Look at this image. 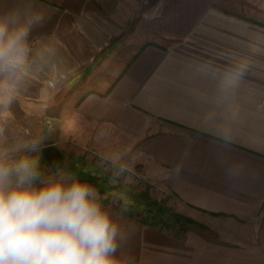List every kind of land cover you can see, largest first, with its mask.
Segmentation results:
<instances>
[{
    "label": "crops",
    "instance_id": "0c3cea01",
    "mask_svg": "<svg viewBox=\"0 0 264 264\" xmlns=\"http://www.w3.org/2000/svg\"><path fill=\"white\" fill-rule=\"evenodd\" d=\"M223 4L0 0V14L30 5L45 17L29 36L44 71L12 118L0 114L10 133L38 137L42 160L44 143L106 160L124 151L199 223L176 236L100 201L130 264H264V22ZM236 66L225 91L220 76Z\"/></svg>",
    "mask_w": 264,
    "mask_h": 264
},
{
    "label": "clouds",
    "instance_id": "9594fccd",
    "mask_svg": "<svg viewBox=\"0 0 264 264\" xmlns=\"http://www.w3.org/2000/svg\"><path fill=\"white\" fill-rule=\"evenodd\" d=\"M44 18L30 5L0 14V114L10 118L30 76L44 71L29 43ZM241 72L236 66L222 73V89L229 92ZM8 121H0V264H130L115 256L122 231L95 189L63 172L42 179L33 155L39 138L10 133ZM124 155L107 157L116 177L131 170Z\"/></svg>",
    "mask_w": 264,
    "mask_h": 264
},
{
    "label": "rangeland",
    "instance_id": "374dc122",
    "mask_svg": "<svg viewBox=\"0 0 264 264\" xmlns=\"http://www.w3.org/2000/svg\"><path fill=\"white\" fill-rule=\"evenodd\" d=\"M223 1V5L228 9L234 10L236 13L242 14L243 16L251 14L254 20L264 22V0H254V4L251 0ZM81 153H64L66 158L64 160L65 165L56 171H53L52 167L45 160L39 158L41 178L46 179L49 176L57 175L58 172H63L74 176L75 178H78L79 175V178H82V180L88 181L94 185V183L99 182L98 177H103L106 179L107 184H102L105 192L99 194V197L100 199L106 200V202L112 206L119 203L122 205L125 201H131V198L125 192H129L127 189H135L136 191L148 189L151 197L157 199L165 198L169 206L173 207L175 210L176 208L179 209L176 205L174 206V202L170 194L162 192L155 186L150 185L142 177L140 167L133 163H128V159H125L124 161L129 165L131 170L124 172L119 177H116L113 173V165L108 160L96 154L86 152ZM127 177H131V182H125ZM113 181H115V183ZM186 216L196 221V219L192 216Z\"/></svg>",
    "mask_w": 264,
    "mask_h": 264
},
{
    "label": "trees",
    "instance_id": "16d2710c",
    "mask_svg": "<svg viewBox=\"0 0 264 264\" xmlns=\"http://www.w3.org/2000/svg\"><path fill=\"white\" fill-rule=\"evenodd\" d=\"M99 182L94 183L98 194L105 192L102 184L106 185L107 181L103 177H98ZM125 191L131 198V201H125L122 205L119 203L113 206L115 209L124 214L135 218L141 223L174 233L176 236L183 235L190 225L199 224L190 217L176 211L167 204L165 198L157 199L150 196L148 189L136 191L127 189ZM102 203L106 200L100 199Z\"/></svg>",
    "mask_w": 264,
    "mask_h": 264
},
{
    "label": "water",
    "instance_id": "95a60500",
    "mask_svg": "<svg viewBox=\"0 0 264 264\" xmlns=\"http://www.w3.org/2000/svg\"><path fill=\"white\" fill-rule=\"evenodd\" d=\"M40 151L45 161L52 167L53 171H56L65 165L64 160L66 158L64 154L52 143H44Z\"/></svg>",
    "mask_w": 264,
    "mask_h": 264
}]
</instances>
